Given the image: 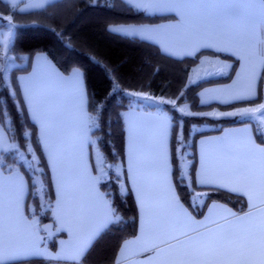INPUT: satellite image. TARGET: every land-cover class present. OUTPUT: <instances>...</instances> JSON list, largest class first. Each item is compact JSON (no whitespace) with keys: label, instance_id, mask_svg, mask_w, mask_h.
Returning a JSON list of instances; mask_svg holds the SVG:
<instances>
[{"label":"crops","instance_id":"1","mask_svg":"<svg viewBox=\"0 0 264 264\" xmlns=\"http://www.w3.org/2000/svg\"><path fill=\"white\" fill-rule=\"evenodd\" d=\"M2 1L26 13L57 0ZM123 1L133 7L148 2ZM225 2L239 6L227 8L212 19L186 14L181 22L179 16L165 13L156 15L170 18L158 23L121 24L110 29L155 44L174 59L201 54L195 68L199 67L203 74L223 72L226 77L233 70L227 81L199 90L200 105L253 101L264 88V0ZM55 71L63 74L47 55L38 53L30 71L18 77L50 171L56 246L50 248L51 239L39 220L36 218L39 225L35 224V218L26 213L28 184L23 174L0 170V236L6 241L0 244V264L34 258L42 260L36 264H81L94 240L115 217L110 200L100 188L107 177L101 178L96 169L84 76L78 85H68L55 77ZM242 107L247 105L213 107L203 115L217 113L216 119L249 120L221 115ZM124 125L122 188L133 194L138 229L134 237L122 243L115 264H182L191 246L212 247L215 251L207 257L209 261L232 257L236 264H244L245 258L259 264L260 241L264 238V182L259 179L264 166V152L259 149L264 148V143L257 138L262 133L259 125L251 121L197 140L196 175L210 178L218 186L214 188L244 197L248 207L238 213L227 204L211 201L200 218L181 201L175 187L169 115L158 108L133 107L125 111ZM10 149L12 142L0 124V153ZM204 198L199 193L195 201L200 204ZM9 240L25 248L20 253L13 252L7 244Z\"/></svg>","mask_w":264,"mask_h":264},{"label":"trees","instance_id":"2","mask_svg":"<svg viewBox=\"0 0 264 264\" xmlns=\"http://www.w3.org/2000/svg\"><path fill=\"white\" fill-rule=\"evenodd\" d=\"M14 8L0 0V12L12 14L15 24L10 45L6 48L0 43V68L8 69L3 73L4 79L0 80V124L13 146L0 153V160L8 166L3 170L5 173L19 171L27 180L26 213L29 218H37L41 226L52 223L55 229V195L49 167L38 129L28 116L16 81L20 74L30 71L36 54L47 55L63 74L81 70L91 120V146L93 150L99 149L106 164H119L122 168V173H112L110 179L100 183L115 217L94 240L81 264H115L122 243L137 233L135 200L129 189L124 191L122 188L125 174L124 113L133 107L158 108L171 118L172 161L175 149L180 157V175L187 178V187L185 181L175 176L172 163L173 180L181 201L195 217H202L211 201L227 204L238 213L247 210L244 197L220 188L199 187L190 175V170L196 173V144L200 137L252 121L216 119L203 113L213 107L230 109L261 101L259 96L253 101L227 106L200 105L199 90L215 82L227 81L233 70L221 79L188 84L190 71L201 54L174 59L162 53L155 44L109 30L113 25L154 24L170 18L137 13L135 7L123 0H57L26 13L13 11ZM138 93L148 94L154 100L163 99V103L141 105L143 99L134 95ZM167 100L175 102L176 107ZM183 105H188L193 114H181L178 108ZM257 138L264 143L263 135L258 134ZM177 140L183 144L177 145ZM199 193L205 197L200 204L195 201ZM49 246L55 248L56 237L50 240ZM41 262V259L34 258L12 264Z\"/></svg>","mask_w":264,"mask_h":264},{"label":"snow or ice","instance_id":"3","mask_svg":"<svg viewBox=\"0 0 264 264\" xmlns=\"http://www.w3.org/2000/svg\"><path fill=\"white\" fill-rule=\"evenodd\" d=\"M239 5L235 3H226L225 0H204V2H193V0H148V2L143 4L135 5V11L140 14L146 15H156V14H165V13H172L180 17L181 22H183L186 14H191L197 17L205 18V19H212L214 16L218 15L223 10L230 8V7H237ZM12 25L9 24V28ZM111 30V29H109ZM2 47V45H0ZM8 71L7 68H0V80L4 79L3 73ZM54 75L57 79L63 81L65 84H79L80 78L82 77V73L79 69L74 71H70L68 75H63L58 71L54 72ZM226 74L223 72H215V71H208L205 75L201 78L202 80L212 81L216 79H221ZM17 86H19V77H16ZM7 90V89H5ZM137 95V94H134ZM139 99H151V97H139ZM156 102V101H154ZM163 103V102H160ZM168 103L173 104L175 108V102L168 101ZM39 109V106H38ZM183 111L182 109L180 110ZM255 111H259L261 115H264V105L260 106V109H250L245 108L241 112H227L221 115L229 116V117H236V116H251V114ZM39 114V111H38ZM191 115V113H188ZM211 117L215 118L217 113H209ZM259 131V129H257ZM264 135V133H261ZM177 145L183 144V141H176ZM259 151L264 152V148L259 149ZM174 164V174L180 181H185L184 186L187 187L186 177H182L180 175L181 168H180V157L176 154L175 149L173 151V161ZM7 164L0 160V170L7 169ZM190 175L193 176L194 183L200 187H218L211 183L210 178L208 177H198L196 173L190 170ZM259 179L264 182V166L261 167ZM5 239L3 236H0V244L5 243ZM261 244V258L259 259V264H264V238L260 241ZM214 249L210 246L207 247H196L191 246L189 251L185 254L184 261L182 264H236V261L232 257L222 258L215 261H209L207 259L208 256L214 253ZM244 264H253V262L249 261L247 258L244 259Z\"/></svg>","mask_w":264,"mask_h":264},{"label":"rangeland","instance_id":"4","mask_svg":"<svg viewBox=\"0 0 264 264\" xmlns=\"http://www.w3.org/2000/svg\"><path fill=\"white\" fill-rule=\"evenodd\" d=\"M13 11H16L18 12V9L14 8ZM9 24L12 25L11 28H9ZM14 29H15V24L13 23L12 21V14L11 15H8V14H5L3 12H0V41L1 43L3 44L4 47H8L12 41V38H13V34H14ZM3 36V37H1ZM200 61V59H199ZM198 61V63H199ZM198 63L191 69L190 71V74H189V78H188V84H193V83H196L198 82L199 80H201V78L203 77V72L201 70H199L197 68H195ZM195 68V69H194ZM199 70V71H198ZM138 98L139 97H150L148 94H141V93H138L137 95ZM156 101V102H154ZM160 102H163V99H143V103L141 105H153V104H161ZM168 102V100H167ZM261 105H264V88L262 90V93H261V101L257 104H253V105H250V106H247V107H242L238 110H236L235 112H241L243 111L245 108H250V109H260V106ZM183 110L182 112L180 110ZM178 111L181 113V114H184V115H189L188 113H191L193 114V112H191V109L189 108L188 105H183L181 107L178 108ZM236 118L238 119H249V120H252L255 124H258L259 125V129L262 133H264V115H261V113L259 111H255L251 114V116H236ZM202 129H205V127H203ZM13 147V146H12ZM96 169H97V172H98V175L105 179L108 180L110 179L111 177V174L112 173H115V174H119L120 173V165L119 164H106L103 160V156H102V153L99 151V149H96ZM184 169H186V165H184ZM186 172V170H185ZM34 223L39 225V222L38 220L35 218L34 219ZM8 246H10V249L16 253H20V250L21 249H24L25 246L20 243V242H14V241H11L9 240L7 242Z\"/></svg>","mask_w":264,"mask_h":264},{"label":"water","instance_id":"5","mask_svg":"<svg viewBox=\"0 0 264 264\" xmlns=\"http://www.w3.org/2000/svg\"><path fill=\"white\" fill-rule=\"evenodd\" d=\"M42 228L46 236H48L50 239H53L57 236L52 223H46L42 226Z\"/></svg>","mask_w":264,"mask_h":264}]
</instances>
